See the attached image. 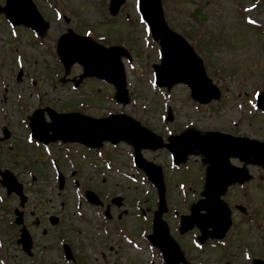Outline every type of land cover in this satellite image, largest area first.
I'll list each match as a JSON object with an SVG mask.
<instances>
[{
	"label": "rangeland",
	"instance_id": "rangeland-1",
	"mask_svg": "<svg viewBox=\"0 0 264 264\" xmlns=\"http://www.w3.org/2000/svg\"><path fill=\"white\" fill-rule=\"evenodd\" d=\"M35 2L51 23L49 31L41 39L36 40L27 27L16 28L18 38H13L7 21L0 16V126L6 125L11 130V143L14 142L17 148L22 146L21 150L26 152L25 156L15 154V149H10V142L5 141L0 145V164L11 167L27 183L33 196L39 200V208L61 212L58 201L52 200V191L47 187V184L55 187V170L48 157V161L41 157H46L44 150L39 148L38 153H34L33 147L28 145L25 140L27 131L21 123L39 103L59 111L80 110L96 117L110 112H125L165 138L170 133L177 134L193 126L201 131L220 130L264 140V113L257 112L253 105L256 92L264 89V0H163L167 21L193 44L204 59L208 74L222 90L221 99L209 104L194 101L184 84L170 90L155 86L153 63L160 61L159 45L140 20L137 0H126L115 15L109 11L110 0ZM65 15L69 23L65 22ZM67 25L76 26L77 30L80 28L79 31L98 37L103 43H119L130 50L132 60L124 59L131 95L128 105L113 99L114 88L108 83L88 80L82 89L76 91L69 82L56 81L54 76H59L61 68L56 56V39ZM18 58L24 63L23 81L20 83L16 80L20 70ZM78 70L79 67L75 66L71 73ZM32 78H35L32 83L37 80L35 85L30 84ZM168 108L172 109V121H166ZM66 151L72 163L63 151L53 156L64 161L62 168L68 177L70 170L74 169V162L80 166L78 175L85 185L98 186L104 177L107 190L115 193L124 191V195L135 200L145 198L144 203L151 206V212L156 209V191L150 183L142 182V173L134 171L131 147L126 144L104 147V154L113 157L112 170L102 164L96 151H87L86 156L78 147ZM144 155L163 167L169 206L164 217L172 234L184 245L192 264H244L247 262L245 253H250L251 259L255 254L264 258V170L252 167L254 179L244 189L235 186L226 194L225 199L233 210V226L225 237V245H207L204 249H197L192 243L197 232L191 231L189 235L180 237L175 226L176 216L188 211L190 204L199 197L203 187V166L197 157H190L186 165L175 169L172 157L165 149L144 151ZM33 160L35 166L31 163ZM233 163L239 164V161L233 160ZM31 166L37 169L38 177L34 181L29 175ZM130 174L138 182L128 178ZM129 198H126L127 202L131 203ZM237 205H242L247 213L244 214ZM67 209L70 210L68 213L74 214L73 205ZM133 211L131 207L130 212ZM128 222L137 237L136 225L140 219L135 220L133 215H129ZM121 240L120 264H125L122 257H128L129 262L136 264L144 261L150 264V258H157L147 243L137 241L143 249H136L126 243L123 236ZM86 248L92 257L91 250L85 245L83 259L86 263L95 264L93 257H86ZM11 252L14 253L13 250ZM154 264L160 263L155 260Z\"/></svg>",
	"mask_w": 264,
	"mask_h": 264
},
{
	"label": "water",
	"instance_id": "water-1",
	"mask_svg": "<svg viewBox=\"0 0 264 264\" xmlns=\"http://www.w3.org/2000/svg\"><path fill=\"white\" fill-rule=\"evenodd\" d=\"M123 2L124 0H113L112 12L116 13ZM3 11L14 24H27L41 34L49 27L32 0H7V5L0 8V13ZM141 11L162 49V63L154 65L159 85L170 88L176 83L184 82L190 86L192 97L202 103L220 98V90L207 76L202 59L182 35L169 28L161 0H141ZM58 53L67 72L72 64L79 62L84 66L82 77L95 75L112 82L117 88L116 99L124 103L129 102L126 76L121 63V56L128 55L126 50L118 46L106 48L89 38L69 33L60 38ZM259 105L264 108V92L260 96ZM48 111L52 118L50 123L45 121L42 109L37 110L31 117L34 136L44 142L61 139L95 147L101 146L106 140L113 143L125 140L134 146L137 164L147 172L159 191L160 204L155 216V233L150 238L162 249L169 264H179L184 259L178 246L168 235V228L162 220V214L166 210L162 168L146 161L141 150L166 146L175 155L178 163L186 161L189 154L204 156L203 161L208 164L203 192L206 199L194 204L192 214L182 218V232L197 224L202 231L201 240H205L208 233L213 238L224 236L231 219L230 209L221 199V195L230 184L249 179L246 167L233 166L230 157H239L246 164L264 166V142L254 139L233 137L220 132L201 134L198 130L189 128L179 135L171 136L170 143L165 144L161 136L126 114L93 118L75 112L59 114L51 109ZM49 131L53 133L49 134ZM3 174L9 192H21L22 186L14 175L8 170ZM202 209L206 212L202 213ZM209 228H212V231H209ZM24 242L29 250L28 235H25ZM253 264H264V261L256 260Z\"/></svg>",
	"mask_w": 264,
	"mask_h": 264
},
{
	"label": "flooded vegetation",
	"instance_id": "flooded-vegetation-1",
	"mask_svg": "<svg viewBox=\"0 0 264 264\" xmlns=\"http://www.w3.org/2000/svg\"><path fill=\"white\" fill-rule=\"evenodd\" d=\"M104 201L106 202V206L105 204H103L98 208L100 209V211L108 215L107 216L108 219L106 220V223L98 222V221L88 222L86 220H73L72 217L74 215L72 214H64L60 216L55 215L57 216V219L54 220L52 217L54 216V214H49L47 210H44V212L40 211L37 204H34L32 210L28 212H27V207L26 208L24 207V213H23L24 224L30 230L34 240L33 242L34 253L32 256L28 257L26 254H24L22 252L20 244L18 243V237L20 233L19 225L14 224L10 231L3 229L4 232L3 236L5 238L6 236L11 237L8 242H10V240L14 241V247H15L14 251L16 252V258H20V263L22 261L29 259L30 261H33V264H39L42 261L45 262H42L41 264H71V263L86 264V262L81 261L80 257L77 255L76 253L77 250L75 251L73 261H67V260L65 261L63 254V247L61 249L58 247V243H60L63 240L62 243L69 244L73 249V244H72L73 240L71 238L73 237L72 234L74 233V226L77 223H79L80 225H83L86 228V232L89 233L91 237L95 238V241L97 242L99 247L102 248L101 257L103 259V262L102 263L94 262V263L109 264L108 259L110 255L113 254L115 258H117L120 255L119 252L120 244L117 238L119 231L118 227H121L122 229L129 228L128 219L130 212H129L127 200L125 199L122 201V206L124 205V203L127 206L123 208H120L122 206L116 205L115 200L112 197L104 198ZM0 208L1 210L6 211V208L3 205H0ZM145 213L146 212L144 210L143 214ZM114 214H115V218H114ZM7 216H8L7 214L3 215V219H6ZM139 226L141 227L140 224ZM78 238H81L80 240L77 241L81 249L83 248L82 244L87 239L86 233L79 231ZM109 241H111V244L108 243ZM101 243L103 246L101 245ZM38 252L40 254H37ZM123 259L125 264H133L132 262H129L128 257H123ZM15 264H19L18 260H15ZM113 264H117V263L115 262Z\"/></svg>",
	"mask_w": 264,
	"mask_h": 264
}]
</instances>
